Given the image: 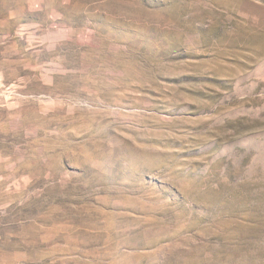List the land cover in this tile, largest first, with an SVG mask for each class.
I'll use <instances>...</instances> for the list:
<instances>
[{"label": "rangeland", "instance_id": "374dc122", "mask_svg": "<svg viewBox=\"0 0 264 264\" xmlns=\"http://www.w3.org/2000/svg\"><path fill=\"white\" fill-rule=\"evenodd\" d=\"M0 264H264V0H0Z\"/></svg>", "mask_w": 264, "mask_h": 264}, {"label": "crops", "instance_id": "0c3cea01", "mask_svg": "<svg viewBox=\"0 0 264 264\" xmlns=\"http://www.w3.org/2000/svg\"><path fill=\"white\" fill-rule=\"evenodd\" d=\"M220 26H222V28ZM227 26L229 27V24H227L226 21H224L222 24H216V25L215 24H210V25H208V27H210L211 29L215 27V31L218 32V33H222L223 27H227Z\"/></svg>", "mask_w": 264, "mask_h": 264}]
</instances>
